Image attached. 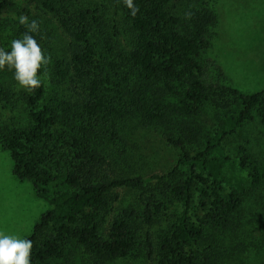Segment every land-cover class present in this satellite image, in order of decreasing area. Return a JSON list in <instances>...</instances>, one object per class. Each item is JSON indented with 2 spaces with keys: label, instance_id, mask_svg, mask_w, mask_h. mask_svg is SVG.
Returning a JSON list of instances; mask_svg holds the SVG:
<instances>
[{
  "label": "trees",
  "instance_id": "trees-1",
  "mask_svg": "<svg viewBox=\"0 0 264 264\" xmlns=\"http://www.w3.org/2000/svg\"><path fill=\"white\" fill-rule=\"evenodd\" d=\"M119 3L131 39L125 46L106 40L99 55L91 42L99 20L96 10L65 15L62 0H0V18L10 17L20 34L27 27L18 23V16L29 18L36 10L48 11L60 17L78 44L70 59L57 60L53 70L59 79L73 78L79 98L60 101V113L55 106L41 104L46 91L43 83L25 94L27 122L0 128V144L10 152L13 174L31 180L37 195L51 205L25 237L33 242L31 264H48L70 242L99 261L128 256L139 245L141 229L153 224L166 209L162 200L166 194L182 210L155 238L148 230L143 234L145 257L154 264H199L189 249L204 234V219L195 221L192 216L194 199L206 210L205 224L221 223L240 208L249 191L264 182V163L253 160L246 145H239L237 158L224 147L244 123L258 118L264 127V88L242 92L227 82L214 59H200L208 44V27L214 21L212 12L192 8L186 18L171 9L172 0H134L138 11L133 16L123 0ZM111 73L121 76L115 92ZM6 93L0 83V99ZM169 94L177 104L163 107L162 99ZM206 103L225 113L202 147L188 150L182 138L169 137L181 148L178 165L186 169L180 174L175 167L146 177L109 176L104 172L109 161L97 148L92 131L73 123L75 119L123 117L126 113H137L146 123H163L167 114L162 108L173 106L182 114L193 115ZM61 120L67 126L65 131L59 129ZM109 133L114 142L121 139L116 123ZM60 164L68 168L65 182L71 189L51 194L47 186L54 178L52 168ZM126 189L142 190L139 201L118 209ZM103 226H107V235L102 233Z\"/></svg>",
  "mask_w": 264,
  "mask_h": 264
},
{
  "label": "rangeland",
  "instance_id": "rangeland-1",
  "mask_svg": "<svg viewBox=\"0 0 264 264\" xmlns=\"http://www.w3.org/2000/svg\"><path fill=\"white\" fill-rule=\"evenodd\" d=\"M17 2L21 0H16ZM65 15H73L81 9L96 10L99 20L91 34V42L101 55L106 40H113L125 46L131 39L125 14L119 0H62ZM205 7L214 15L213 23L207 30V46L200 59H214L224 70L226 80L238 90L251 93L264 88V0H172L171 9L181 16H188L192 8ZM39 22L37 40L50 55L51 60L44 72L46 91L41 104H50L61 113L60 101L75 102L79 98L73 78L66 80L55 76L53 67L59 59H70L77 47L76 41L61 24L60 17L52 12L36 10L28 18ZM17 24L8 16L0 18V48L10 50L11 41L21 38ZM114 81L112 91L120 86L119 73H111ZM0 83L6 89V97L0 99V128L22 125L28 120V107L25 94L14 80V70L0 71ZM163 107L177 104L175 96L162 99ZM162 108L167 114L166 122L146 123L137 113L119 116L101 115L97 119L85 121L75 119L74 124L85 125L100 153L109 161L104 172L109 176H149L152 173H167L175 167L177 173L185 171L178 165L181 148L175 146L169 137L182 138L188 150L202 147L217 124L224 117V110L204 104L196 114L186 115L175 108ZM64 120H67L66 118ZM116 123L121 139L112 140L109 129ZM61 120L59 129L67 128ZM69 128V127H68ZM117 138V137H116ZM246 145L250 157L257 163H264V127L255 118L244 123L225 142L227 153L238 157V147ZM68 168L64 164L54 165V178L49 182V193L70 190L65 182ZM225 191H228L226 187ZM142 190L126 189L118 209L128 203L139 201ZM161 196V195H160ZM166 209L150 226L141 229L142 236L148 230L155 238L162 228L171 225L182 210L176 200L163 195ZM49 202L36 193L31 180H21L13 174V160L10 152L0 144V231L16 234L21 238L28 236L41 214L50 208ZM117 212V211H116ZM193 219H204V234L189 247L196 256V263L207 261L213 264H264V182L249 191L238 210L223 219L221 223H206L203 210L196 197L191 205ZM107 226L102 233L107 235ZM140 238L131 253L114 260L99 261L75 244L67 243L62 255L48 264H154L148 261Z\"/></svg>",
  "mask_w": 264,
  "mask_h": 264
},
{
  "label": "clouds",
  "instance_id": "clouds-1",
  "mask_svg": "<svg viewBox=\"0 0 264 264\" xmlns=\"http://www.w3.org/2000/svg\"><path fill=\"white\" fill-rule=\"evenodd\" d=\"M123 3L134 16L138 11L134 0H123ZM16 19L26 25L27 31L11 41L10 50L0 48V71L14 70L18 87L31 91L42 87L51 57L33 35L39 31V22L35 19L29 22L25 15ZM32 248V240L0 231V264H31Z\"/></svg>",
  "mask_w": 264,
  "mask_h": 264
}]
</instances>
